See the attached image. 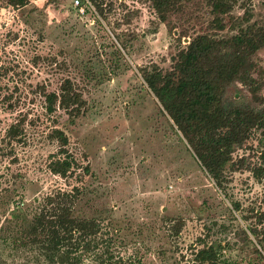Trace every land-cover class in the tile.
I'll use <instances>...</instances> for the list:
<instances>
[{
    "label": "rangeland",
    "instance_id": "1",
    "mask_svg": "<svg viewBox=\"0 0 264 264\" xmlns=\"http://www.w3.org/2000/svg\"><path fill=\"white\" fill-rule=\"evenodd\" d=\"M89 1L93 8L80 15L72 0H32L19 9L0 0V264L20 263L34 197L74 185L85 187L78 213L113 230L129 264H198L199 238L220 243L219 264H264L249 231L251 211L264 207V134L254 131L233 154L261 168L262 177L237 169L219 189L170 130L139 71L151 63L169 69L196 33L235 30L211 29L204 0L183 2L164 22L148 0H97L102 11ZM245 7L251 23L264 24V0H239L225 20ZM254 60L264 95V48ZM66 78L84 100L73 121L59 108L45 110L44 92L58 91ZM227 91L251 98L239 83ZM19 119L22 133L9 143L6 129ZM56 127L78 163L64 178L47 167L57 155L49 136ZM166 217L182 218L177 235Z\"/></svg>",
    "mask_w": 264,
    "mask_h": 264
},
{
    "label": "trees",
    "instance_id": "2",
    "mask_svg": "<svg viewBox=\"0 0 264 264\" xmlns=\"http://www.w3.org/2000/svg\"><path fill=\"white\" fill-rule=\"evenodd\" d=\"M31 1L8 3L19 9ZM148 1L164 22L183 7V2L191 0ZM238 1L204 0L212 14L209 27L215 31L229 28L235 33L227 37L196 33L178 49L169 69L163 70L155 63L139 69L170 130L185 142L200 168L221 190L227 175L237 169L250 168L255 176L262 177V169L250 167L244 156L237 160L233 157L254 131L264 134V95L259 94L262 84L255 76L258 64L254 60L256 52L264 48V24L251 23L252 13L246 7L240 17L226 21L225 16ZM91 2L102 11L100 2ZM237 83L250 92V100L228 96V87ZM44 100L47 112L59 108L71 121L84 106L82 94L69 78L62 81L58 91L44 92ZM21 133L19 119L7 127L4 137L10 143L18 140ZM49 136L56 139L58 149L47 164L48 170L63 178L72 175L78 163L68 148V135L56 127ZM82 170L88 172V166H82ZM84 193V186L74 185L69 190L56 189L40 198L35 196L37 203L28 212L21 241L22 259L14 263L13 258L12 264H129L132 258L120 255L117 243L121 242L113 230L104 228L101 219L78 213L76 207ZM250 217L254 222L249 231L264 251V207L253 209ZM165 222L172 235H177L184 224L182 218L175 217H166ZM199 241L193 260L198 264H219L220 243H208L202 238Z\"/></svg>",
    "mask_w": 264,
    "mask_h": 264
},
{
    "label": "built area",
    "instance_id": "3",
    "mask_svg": "<svg viewBox=\"0 0 264 264\" xmlns=\"http://www.w3.org/2000/svg\"><path fill=\"white\" fill-rule=\"evenodd\" d=\"M72 6L76 9L77 13L80 15L84 14L88 7H92L89 0H72Z\"/></svg>",
    "mask_w": 264,
    "mask_h": 264
}]
</instances>
